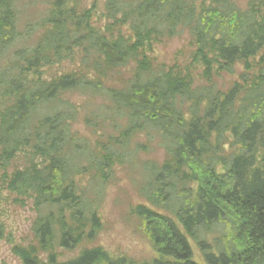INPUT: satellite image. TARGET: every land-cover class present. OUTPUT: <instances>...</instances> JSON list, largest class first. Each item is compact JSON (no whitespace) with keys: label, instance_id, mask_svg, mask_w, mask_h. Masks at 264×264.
Instances as JSON below:
<instances>
[{"label":"trees","instance_id":"trees-1","mask_svg":"<svg viewBox=\"0 0 264 264\" xmlns=\"http://www.w3.org/2000/svg\"><path fill=\"white\" fill-rule=\"evenodd\" d=\"M13 1L0 0V60L30 34L31 28L26 35L18 33ZM131 1L105 2L108 18L120 29L114 37V32L105 36L90 30L89 13L78 17L64 8L68 0H55L45 22L51 28H42L46 31L33 49L13 52L11 67L0 71V97L16 98L0 115L3 186L33 199L35 241L50 254V264H198L189 241L204 264H264V167H259L264 152L263 11L254 1L244 12L226 1L199 15L185 0ZM184 22L195 37L193 62L205 70L206 88L200 92L183 78L152 71L144 61L152 39L172 34ZM126 26L133 34L129 38L120 33ZM81 47L111 68L137 63L128 88L71 75L29 80V74L62 62ZM237 65L243 67L239 82L225 92L216 90L213 69L232 75ZM78 89L105 96L125 114L119 138L89 153L71 135V105L62 100ZM184 102L190 103L188 114L178 107ZM143 132L167 156L163 164L142 163L139 195L145 203L130 208L155 257L143 263L113 259L94 247L58 263L52 255L55 246L73 250L96 241L102 230L97 204L84 199L76 179L90 172L93 182L106 186L119 162L112 149L126 147ZM24 152L30 157L27 167L9 176L12 161ZM16 252L24 264H41L34 248Z\"/></svg>","mask_w":264,"mask_h":264},{"label":"rangeland","instance_id":"rangeland-1","mask_svg":"<svg viewBox=\"0 0 264 264\" xmlns=\"http://www.w3.org/2000/svg\"><path fill=\"white\" fill-rule=\"evenodd\" d=\"M137 1L139 0H132L131 3ZM226 1L228 5L243 12L247 11L250 2L254 1L264 14V0H185V4L194 6L196 15H199L208 8L224 7ZM54 2L55 0L12 2L11 8L18 33L26 35V28L31 29L28 31L30 32L28 36H23L17 41L11 53L1 58L0 71L11 67L13 52L33 49L46 31L42 28H51L45 27V22ZM105 2L106 0H68L64 8L73 10L78 17L89 13L90 30L105 36H109V32H114L116 37L120 29L114 27L113 22L108 18ZM186 24L184 22L172 34L167 35V32H163L162 37L152 39L145 48L144 61L146 66H151L152 71L164 70L174 78H183L191 83L194 91H199L201 88H206L205 70L201 64L193 62L196 42L189 24ZM120 33L127 38L133 35L129 26L124 27ZM85 44L87 47L88 43ZM86 47L76 48L62 62L29 74V80L50 82L71 75L101 81L109 88L120 90L128 88L136 73L137 63L133 62L123 68H111L105 64L103 57L94 51H85ZM234 72L232 75L221 74L215 67L212 73V85L219 91L229 90L233 83L239 82L243 67L237 65ZM62 96V100L71 105L68 108L73 115L72 121L69 122L71 135H74V138L87 148L88 151L85 153L98 147L100 150L101 145L108 146L112 139L119 138L126 127L125 114L111 105L105 96L81 89ZM15 103L16 98L0 97V115L13 107ZM189 104L184 102L178 107L184 114H188ZM112 152L119 157L117 160L119 162L115 161L112 173L109 174L111 178L106 186H99L93 182L90 172L76 179L84 199L97 204L102 230L96 241L84 242L73 250L55 246L52 255L58 263L77 259L83 251L94 247L103 249L113 259L125 257L143 263L155 257L148 239L139 227L138 220L130 213V208L145 203L139 195V184L144 180L141 171L142 163L163 164L167 161L166 153L157 140L148 138L144 132L134 136L126 147H117L112 149ZM29 161L28 152L17 155L8 170L9 176L27 167ZM85 165L88 164L85 163L83 166ZM259 167H264V152L259 156ZM2 172L0 170V264H24L16 249L28 251L32 248L36 250L41 264H50V254L40 251L35 241L33 228L38 212L33 199L20 197L16 193L7 191L3 186L5 180L2 179ZM189 243L195 262L204 264L196 245L192 241Z\"/></svg>","mask_w":264,"mask_h":264}]
</instances>
